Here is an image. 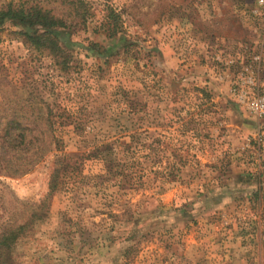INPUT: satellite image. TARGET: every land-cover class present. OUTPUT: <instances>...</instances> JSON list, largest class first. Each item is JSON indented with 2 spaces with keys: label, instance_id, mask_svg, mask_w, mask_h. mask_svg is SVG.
<instances>
[{
  "label": "rangeland",
  "instance_id": "rangeland-1",
  "mask_svg": "<svg viewBox=\"0 0 264 264\" xmlns=\"http://www.w3.org/2000/svg\"><path fill=\"white\" fill-rule=\"evenodd\" d=\"M8 1L71 26L63 64L1 33L0 232L30 219L14 264H264V0H84L85 23L74 0ZM15 118L34 136L5 153Z\"/></svg>",
  "mask_w": 264,
  "mask_h": 264
},
{
  "label": "trees",
  "instance_id": "trees-1",
  "mask_svg": "<svg viewBox=\"0 0 264 264\" xmlns=\"http://www.w3.org/2000/svg\"><path fill=\"white\" fill-rule=\"evenodd\" d=\"M75 10L81 18V22H86L90 13L87 11L86 3L84 0H74ZM81 9V10H80ZM107 19H109L107 29L114 33L119 30L118 19L119 15L112 9L108 11ZM6 24L15 25L18 29L15 32L23 38V41L38 50L47 51L49 54L57 58L60 64L67 63L68 57L64 54L66 53L63 48L58 43L59 36L57 35L56 29H67L71 28L70 23L66 19L54 15L49 9H45L39 5L24 6L22 4H15L12 1L2 3L0 5V39L1 33L5 30ZM46 114L49 115L46 121L44 120V126L48 127L50 131V138L56 140V136L60 132L58 123L55 120L56 114L49 107L46 108ZM67 125L71 122L66 123ZM30 122H21L18 119H12L5 122L3 125L4 133L2 135L3 144L5 145V153H8V148L16 149L18 145V140H26V133L30 136ZM48 131V132H49ZM45 143L46 141H42ZM8 147V148H7ZM3 151V152H4ZM4 155V154H0ZM34 158L30 157L32 161L30 163L34 164L40 157L41 153H34ZM98 156L103 165L108 171H111L114 166H116L114 159L111 157L108 159L105 154H98ZM0 161L2 163H9L5 156H0ZM29 165V162H21L17 165L18 168H25ZM119 165V164H118ZM127 169V168H126ZM55 188V187H54ZM52 186V190L54 189ZM261 213L264 211V207L259 205ZM39 218V217H38ZM30 219L22 221V224L12 225L9 224L5 229L0 232V264H14L11 245L18 237L22 228H25L29 223Z\"/></svg>",
  "mask_w": 264,
  "mask_h": 264
},
{
  "label": "built area",
  "instance_id": "built-area-1",
  "mask_svg": "<svg viewBox=\"0 0 264 264\" xmlns=\"http://www.w3.org/2000/svg\"><path fill=\"white\" fill-rule=\"evenodd\" d=\"M256 107H257V105H256Z\"/></svg>",
  "mask_w": 264,
  "mask_h": 264
}]
</instances>
